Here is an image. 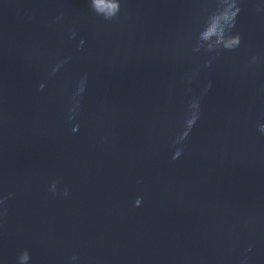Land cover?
Segmentation results:
<instances>
[{
    "label": "clouds",
    "instance_id": "9594fccd",
    "mask_svg": "<svg viewBox=\"0 0 264 264\" xmlns=\"http://www.w3.org/2000/svg\"><path fill=\"white\" fill-rule=\"evenodd\" d=\"M216 8L208 13L207 19L204 22V26L202 30L199 32L195 46L193 47L194 52H199L202 48L205 49L209 53H219L221 49L232 51L238 48L241 44V35L239 33H232V29L236 27V18L239 15L241 8L239 7L238 0H216ZM90 7L92 11L98 15L103 16L105 20H113L114 18H118V15L121 10L120 0H90ZM59 19V17L57 18ZM73 37H75V32L72 33ZM84 41L81 40L80 44L83 45ZM258 58L253 56L251 58V63H256ZM67 60L58 63L52 70V73L55 72L62 67L63 63H66ZM211 59H209L205 66H210ZM87 77L84 76L81 78L75 93L72 96L73 105L69 109L68 119L72 120L74 118L75 113L77 112L80 106L79 97L85 91ZM211 85L209 84L208 87ZM44 85L41 84L40 88L43 89ZM200 109L201 103L200 98H193L188 105V112L184 121V128L173 139V145L181 144L185 141L193 127L197 123L200 118ZM79 125H75L72 129L73 132L78 131ZM258 130L261 134H264V124H260ZM184 149L178 148L172 159L175 160L179 158ZM57 182L53 181L50 186V191L55 194L56 193ZM64 196L68 195V190L65 189L63 192ZM142 198H137L135 200V206H139L141 204ZM5 201L0 199V204H3ZM250 250V249H249ZM30 259V254L27 250H24L22 254L19 256V264H24L25 261ZM73 260L77 259L76 256L72 257Z\"/></svg>",
    "mask_w": 264,
    "mask_h": 264
}]
</instances>
